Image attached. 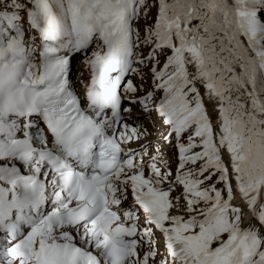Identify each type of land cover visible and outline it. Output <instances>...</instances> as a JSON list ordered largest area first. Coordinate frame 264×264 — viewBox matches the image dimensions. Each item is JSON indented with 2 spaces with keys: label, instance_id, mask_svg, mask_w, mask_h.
Wrapping results in <instances>:
<instances>
[{
  "label": "snow or ice",
  "instance_id": "6c2138e0",
  "mask_svg": "<svg viewBox=\"0 0 264 264\" xmlns=\"http://www.w3.org/2000/svg\"><path fill=\"white\" fill-rule=\"evenodd\" d=\"M0 264H264V0H0Z\"/></svg>",
  "mask_w": 264,
  "mask_h": 264
}]
</instances>
